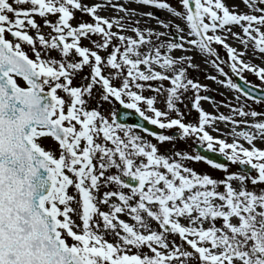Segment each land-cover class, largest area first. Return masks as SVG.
Here are the masks:
<instances>
[{
    "label": "snow or ice",
    "instance_id": "obj_1",
    "mask_svg": "<svg viewBox=\"0 0 264 264\" xmlns=\"http://www.w3.org/2000/svg\"><path fill=\"white\" fill-rule=\"evenodd\" d=\"M179 2L183 12L168 0H139L182 19L186 33L152 12L144 15L168 31L142 29L138 21L132 26L127 19L135 10L111 0L91 5L82 0H0V264H264V187H256L264 184V149L253 143L264 141V120L234 118L264 113L228 105L233 115L217 117L198 103L207 86L188 75L189 68L197 67L188 53L198 50L205 63L227 76L218 63L216 43L226 49L228 66L237 76L251 70L264 81V66L243 60L246 51L226 42L231 36L245 50L251 44L254 56L264 57V0H240L247 12L224 0ZM25 4L29 6H20ZM107 6L126 15L98 14ZM75 10L90 14L93 22L74 26ZM35 15L55 34L46 37ZM232 26H239L243 35ZM129 29L134 35L125 34ZM162 35L171 38L154 45L153 38ZM173 50L181 54L171 55ZM85 68L89 71L82 83L73 85ZM220 83L249 96L232 79ZM94 88L97 107H89ZM146 89L154 94L145 96ZM189 91L195 93L191 105L198 123L183 122L178 108ZM165 94L168 111L155 106ZM258 100L264 102V93ZM109 101L159 129L175 127L179 137L195 135L207 149L246 167L228 172L226 164L200 154H162L140 132L159 142L172 137L143 124L120 122L115 108L104 115L99 107ZM213 119L231 122V143L206 130ZM49 137L56 148L42 143ZM240 137L250 146L239 143ZM185 160H206L225 176L198 173ZM109 234L116 239L108 240Z\"/></svg>",
    "mask_w": 264,
    "mask_h": 264
},
{
    "label": "rangeland",
    "instance_id": "obj_2",
    "mask_svg": "<svg viewBox=\"0 0 264 264\" xmlns=\"http://www.w3.org/2000/svg\"><path fill=\"white\" fill-rule=\"evenodd\" d=\"M104 2H105V0H82V3L88 4V5H91L92 3L103 4ZM127 2H129V4L132 5L133 7L136 5L140 9L138 12H136L135 15L128 17V19H127L128 24H130L132 26H136L135 22L138 21L139 22L138 26L142 29L152 28V29L159 31V32L168 31V30L164 29L162 26H160L159 24H157L155 19H150L148 16L144 15V13L152 12V13H155V15L158 17H159V15H161L162 17L160 19L174 21L176 24H179L182 28L185 29V33L187 32V26H186L185 22L182 19L175 17L168 10L158 9L154 6H145L142 3H139V0H111L112 4H115V3L126 4ZM168 2L174 8H176L182 12L184 11L183 6L179 2V0H168ZM224 2L230 7L233 5V3L239 4V7L235 9L238 12L249 11V9L243 3H241L240 0H224ZM20 6L28 7L29 5L25 4V5H20ZM98 14L105 16V17H108V18H115V17H120V16L126 15L124 12L120 13V12H117V10H113L111 8V6H107V7H103L101 9H99ZM256 14H259V13H256ZM9 15H11V14H9ZM34 19L37 21L38 24H40V26H41L40 30H41V32H43L45 34L46 37L49 34H55L50 27L45 26L43 24V18L42 17H40L39 15H35ZM48 19L54 21L56 19V16L55 15H49ZM70 22L75 26L80 22H93V18L91 17L90 14H86L82 11L75 10L74 11V18L71 19ZM25 23H26V21H25ZM27 30L29 31V34L35 36V34H36L35 29H32L29 26L27 28ZM174 30L175 29H171V31H174ZM262 30H264V29H262ZM232 31L241 33V35H243L242 30L240 29L239 26H232ZM125 34L126 35H134V32H132L129 29ZM6 37L8 38L7 33H6ZM170 38H171L170 35H162L158 39L153 38V44L156 45V44H159L161 42H166ZM92 39L97 40L98 37L94 35L92 37ZM226 42L231 46L234 45L232 40L227 39ZM81 43L83 45L88 46L89 48L93 47V44L89 40L82 39ZM238 43H239L240 47L243 46L242 43H240V42H238ZM213 46L216 47L217 51L219 52L220 59H219L218 63H220L221 66L224 67L225 72L227 73V76H224V75L220 74L219 72H217L216 68L211 64L210 61L205 63L204 62L205 54L199 53L198 50L191 52V53H188L189 55H192L196 59H198V61L194 59V63L197 65V67L196 68H189V70H188L189 77H191L195 80H198L201 84L207 86L206 88H203L200 91V95L202 97V99L198 102L200 104V106L202 107L203 104L207 103L213 107H220L223 110H227L228 114H233L232 108L238 107L240 105H245V107H244L245 112L254 110L258 113H264V102H259V100H253L249 97H245L243 95V93H241L239 90L232 89L231 87L227 86L226 84L220 83V81L227 80V79H232L234 81V75H236V73L232 72L231 68L228 66L230 61H228L226 49H224L222 45H219L216 43H214ZM22 47L25 49V51H28L30 56L32 55V53L29 49V46L26 43L22 44ZM245 51L246 52L248 51L249 53L253 54L252 45L249 44V47ZM51 54L55 57H58V52H56V51L52 52ZM101 55H105L103 50H101ZM244 58H242V59L244 60ZM263 62H264V60H263ZM261 66L262 65H259V67H261ZM88 71L89 70L87 68H85L82 72H79L77 77L73 80V85L81 84L82 83L81 78L86 73H88ZM210 76H216L217 79L212 80V79H210ZM240 76H243L245 81H247L251 84H254L258 87L264 88V81H261L260 78L253 71L244 70L240 74ZM18 82L23 83L21 80H18ZM163 83L165 84V86H169L168 81H164ZM226 93L228 95H225ZM143 94L145 96H148V95H153L154 93L146 89L143 92ZM97 96H98L97 89L94 88L93 89V98L89 101V107H97V102H96ZM194 96H195V93L192 91H189L185 95L184 99L182 101L178 102V108H179L180 113H182V119H183V122H185V123H198V111L196 109L191 108V105H190L191 101L194 99ZM203 97H210V99H203ZM224 99L229 100V102H226ZM165 101H166V94L161 95L157 98L155 106L157 108H160L161 110L168 111L166 108ZM117 103L118 102L113 103L111 101L104 102L102 104V106L99 107V110L104 115H108L109 112L112 111L113 108L118 106ZM228 105H232V108L228 107ZM142 106H144V105H142ZM144 107H146V106H144ZM132 111H134V110H132ZM148 114H151V113L149 112ZM170 116L176 117L177 113L176 112H170ZM242 118H246L248 121H251L253 119L264 120V115L257 116L255 118H253L251 116H245ZM221 125H223L225 127H229L232 124L228 123V124H221ZM140 134L145 136L151 143L156 144L159 152L162 154H167V155L171 156L176 151H181V152H188L192 155H196L194 148H192L191 144L199 143L198 137H196L195 135L186 136V137H179L177 135V129L175 127L171 128V129H165L164 134L170 135L172 137V139L165 141V142H159L155 137H152L150 134H144L142 131L140 132ZM52 141L53 140H50L47 138V139L43 140L42 143L47 148H56L57 142L53 143ZM202 146H204V145H202ZM185 163L188 166L192 167L194 170H196L198 173H208L211 176H213L214 178H223L225 176V172L223 170L216 169L214 166L209 165L206 162V160H200V161L185 160ZM226 165L228 166L227 167L228 172H235V171L239 170L237 168L238 163H235V162L228 160ZM252 174L255 175L256 173L253 172ZM232 183L234 184V186L238 187V184L236 181H233ZM247 186L250 189L253 188L251 181L248 182ZM114 187H115L114 185L110 186L109 190H111ZM256 187L257 188L264 187V184H258ZM104 190L105 189L102 188L101 192H103ZM124 191H128V190L124 189ZM100 207L107 210L106 205H100ZM121 218L125 219L129 223L135 224V221H133L131 219V217H129L127 214H122ZM153 226L155 227V223L153 224ZM205 226H207V225H205ZM106 238L110 241H114L116 239L115 236H113L111 234L107 235ZM69 243H71V240H69ZM135 251H136L135 248L131 249V252L134 253Z\"/></svg>",
    "mask_w": 264,
    "mask_h": 264
},
{
    "label": "bare ground",
    "instance_id": "obj_3",
    "mask_svg": "<svg viewBox=\"0 0 264 264\" xmlns=\"http://www.w3.org/2000/svg\"><path fill=\"white\" fill-rule=\"evenodd\" d=\"M122 4V3H120ZM126 7L134 9L135 12H138L140 9L135 5L134 7L132 5L129 4V2H127L126 4H124ZM113 10H116L115 8L111 7ZM109 12V11H108ZM121 13V12H120ZM123 13V12H122ZM162 16L159 15V18H161ZM229 40H232L234 45L233 47L238 51H245L244 49V45L243 46H239V43L237 42L236 38H233L231 36L228 37ZM171 55L174 56H178L181 53L179 51L173 50L171 53ZM245 57V58H244ZM241 58H244L245 61H248L250 64H255L256 66L259 67V65L264 66V57L260 56V55H253L252 53H249L248 51L246 52L245 55H243ZM195 60L198 61V59L195 58ZM225 95H228L227 93ZM228 99V98H227ZM224 99L226 102H229V100ZM202 108L206 111H208L209 113H213L215 116H219L220 114H224V115H229L232 116L233 114H228L227 110H223L220 107H213L207 103L202 105ZM235 108V107H234ZM235 119H243V120H247L246 118H242L241 116L236 115L234 117ZM231 123L229 122H225L223 120H218V119H213L212 124L206 126V130L209 131V133L213 136V137H219L221 139H225L227 142L231 143V141L235 138L232 135H230V133L232 132L233 129V125L229 126V127H225L221 124H228ZM239 127H245V125L241 124ZM219 129V130H217ZM239 140V143L243 144L245 147H249L250 145H248L247 141H245L242 137L237 138ZM257 147L264 149V141H262L261 139L257 138L254 140L253 142ZM217 149L219 148L218 143L214 145ZM213 173V172H212Z\"/></svg>",
    "mask_w": 264,
    "mask_h": 264
},
{
    "label": "water",
    "instance_id": "obj_4",
    "mask_svg": "<svg viewBox=\"0 0 264 264\" xmlns=\"http://www.w3.org/2000/svg\"><path fill=\"white\" fill-rule=\"evenodd\" d=\"M238 81V84L241 85V87L248 91L249 95L250 96H255V97H260L262 93H264V91H260L256 88H251V87H248V86H245L241 81L240 79H237ZM128 112L129 115L128 116H124L123 113L124 112ZM121 116H120V122H123V123H129V124H135V123H139V124H143L144 126L148 127L151 131H154V129L152 130L151 126L148 125L141 117H139L137 114H134V113H131L130 111L124 109L123 107H120L119 108V111H118ZM195 149L196 151L200 154V155H203L207 158H210L212 160H214L215 162H218V163H225V160L223 158H219L218 154L215 153V152H212V151H207L205 149H203L202 147L198 146V145H195ZM246 166H241L240 168L243 169L245 168Z\"/></svg>",
    "mask_w": 264,
    "mask_h": 264
}]
</instances>
